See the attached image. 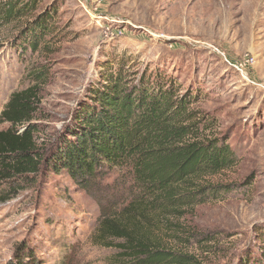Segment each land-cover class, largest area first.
I'll use <instances>...</instances> for the list:
<instances>
[{"label":"rangeland","instance_id":"374dc122","mask_svg":"<svg viewBox=\"0 0 264 264\" xmlns=\"http://www.w3.org/2000/svg\"><path fill=\"white\" fill-rule=\"evenodd\" d=\"M33 8L0 24V114L15 92L38 85L34 123L44 148L121 64L130 83L172 82L176 98L195 97L190 110L199 138L222 141L236 155L231 167L202 178L201 185H235L237 191L210 194L169 224L156 221V235L192 264L261 259L264 0H36ZM42 20L49 34L29 48V28ZM39 71L42 80L34 82ZM112 178L91 190L66 173L16 182L9 199L0 200V264L19 257L26 263L30 254L41 264H126L118 249L95 240L102 208L125 203L105 187ZM6 189L0 188V198Z\"/></svg>","mask_w":264,"mask_h":264},{"label":"trees","instance_id":"16d2710c","mask_svg":"<svg viewBox=\"0 0 264 264\" xmlns=\"http://www.w3.org/2000/svg\"><path fill=\"white\" fill-rule=\"evenodd\" d=\"M35 3L1 4L0 24L26 16ZM49 27L42 20L29 28V48L39 47ZM42 74L34 73V82L41 81ZM127 74L121 64L116 73L103 76L106 83L92 89L90 101L76 109L56 140L44 148L34 123L40 109L38 85L15 92L0 114V124L8 125L0 130V188L8 187L0 200L9 199L16 182L43 173H66L83 190L113 177L105 187L123 196L125 203L102 208L95 240L118 249L126 264H192V257L173 251L156 235L155 222L169 224L168 218L183 216L186 208L205 202L210 194L219 198L236 192L235 185L200 182L231 167L236 155L222 141L199 138L197 114L190 110L192 94L176 98L172 82L143 79L135 84ZM28 258L10 264H41L32 254ZM242 264H264V251L256 262Z\"/></svg>","mask_w":264,"mask_h":264}]
</instances>
